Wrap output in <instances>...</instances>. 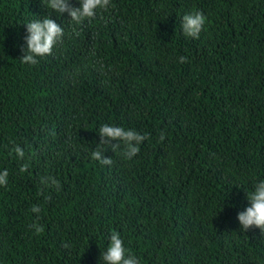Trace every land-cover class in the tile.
<instances>
[{"label":"trees","instance_id":"trees-1","mask_svg":"<svg viewBox=\"0 0 264 264\" xmlns=\"http://www.w3.org/2000/svg\"><path fill=\"white\" fill-rule=\"evenodd\" d=\"M111 5L75 25L42 0H0V264H104L113 230L140 264H264V233L238 220L264 180V0ZM197 10L194 39L181 25ZM48 15L63 42L22 63L26 23ZM105 123L149 139L103 165Z\"/></svg>","mask_w":264,"mask_h":264},{"label":"clouds","instance_id":"clouds-1","mask_svg":"<svg viewBox=\"0 0 264 264\" xmlns=\"http://www.w3.org/2000/svg\"><path fill=\"white\" fill-rule=\"evenodd\" d=\"M43 5L47 9L60 14L68 13L71 21L75 25H81L86 19H94L97 15V10L107 11L111 5V0H80V7H73L70 0H42ZM207 17L203 11H193L183 16L182 30L185 36L194 39H199L200 33L204 28ZM27 36L25 37L26 48L23 49L24 55L20 58L22 63L35 65L39 61L37 57L52 55L54 47L58 43H62L64 39V28L52 19L50 15L40 20H33L26 23ZM78 35V33H77ZM181 64L188 62L186 56L179 58ZM98 133L101 137L97 148L92 152V158L99 161L103 165H111L112 159L105 158V152L112 150L118 152L123 145V156L126 159H132L140 152V145L149 136L143 135L134 129H125L123 126L109 125L107 123L100 126ZM165 140V132L160 133V142ZM13 151L18 158L23 159L25 153L23 149L17 145ZM29 165L23 164L20 171L26 172ZM9 173L5 169L0 173V186H6ZM51 181V184H48ZM42 184L59 189V181L54 177H48L47 180H41ZM250 206L245 210L240 211L238 220L244 231H248L252 227L259 228L264 233V180L257 182L254 190L247 193ZM33 213H40L41 207L33 205L31 208ZM37 234H41L44 228L38 223L33 224ZM110 244L107 250L102 253L101 257L104 264H140V260L124 246V241L118 231L113 230L109 236ZM67 247V245H65Z\"/></svg>","mask_w":264,"mask_h":264}]
</instances>
